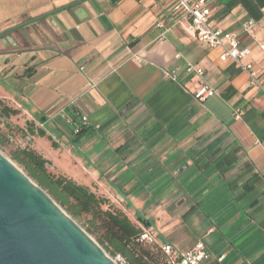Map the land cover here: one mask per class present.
<instances>
[{
    "label": "crops",
    "instance_id": "0c3cea01",
    "mask_svg": "<svg viewBox=\"0 0 264 264\" xmlns=\"http://www.w3.org/2000/svg\"><path fill=\"white\" fill-rule=\"evenodd\" d=\"M175 2L0 0V111L32 133L57 174L80 184L38 137L180 253L203 240L205 264H264V94L186 32ZM210 10L213 28L250 48L246 62L264 76V0H210ZM202 84L213 89L203 100Z\"/></svg>",
    "mask_w": 264,
    "mask_h": 264
},
{
    "label": "water",
    "instance_id": "95a60500",
    "mask_svg": "<svg viewBox=\"0 0 264 264\" xmlns=\"http://www.w3.org/2000/svg\"><path fill=\"white\" fill-rule=\"evenodd\" d=\"M0 264L118 263L0 150Z\"/></svg>",
    "mask_w": 264,
    "mask_h": 264
},
{
    "label": "trees",
    "instance_id": "16d2710c",
    "mask_svg": "<svg viewBox=\"0 0 264 264\" xmlns=\"http://www.w3.org/2000/svg\"><path fill=\"white\" fill-rule=\"evenodd\" d=\"M4 114L9 116L7 108H4ZM4 142L0 132V145ZM13 160L74 219L90 216L88 232L96 234L98 242L112 256L120 255L125 264H167L161 249L142 240L141 229L125 213L104 209L110 204L108 199L64 175L50 172V162L43 155L35 150H18L13 153ZM137 220L145 227L151 226L142 214H137Z\"/></svg>",
    "mask_w": 264,
    "mask_h": 264
},
{
    "label": "built area",
    "instance_id": "2783aa9c",
    "mask_svg": "<svg viewBox=\"0 0 264 264\" xmlns=\"http://www.w3.org/2000/svg\"><path fill=\"white\" fill-rule=\"evenodd\" d=\"M173 10L175 13L182 14L183 18L187 21L185 30L190 36L209 45L211 48H220L223 51L220 60L222 62L233 61L238 68L248 74L249 84L264 94V76L256 69L253 63L246 62V59L251 54L250 48H242L239 39L233 33L213 28L211 25L210 0H176ZM255 27L256 24L253 21H248L244 24V30L249 35L255 32ZM260 47L264 51V42L260 43ZM186 71L189 74L200 77L204 75V70L192 63L187 64ZM171 77L175 79L176 74H171ZM212 94L213 89L207 84H202L196 92L195 97L203 100ZM242 115L243 112L237 110L235 117L236 119H240ZM8 121V116L1 113L0 132L2 133V128H6L4 135L10 141H14L13 134L8 133ZM87 123L88 118L83 117L82 124ZM81 129L82 127H78L75 133H80ZM20 133L26 136L27 139L33 138L32 133L28 129L21 130ZM137 226L142 231L141 239L157 245L164 254L167 264H205L213 259L212 254L203 240L197 241L193 247L180 253L172 244L162 242L158 238L156 230L147 228L142 223H138ZM122 260L123 258L118 255L117 261L120 262ZM223 261L224 257H219L217 264H223Z\"/></svg>",
    "mask_w": 264,
    "mask_h": 264
},
{
    "label": "rangeland",
    "instance_id": "374dc122",
    "mask_svg": "<svg viewBox=\"0 0 264 264\" xmlns=\"http://www.w3.org/2000/svg\"><path fill=\"white\" fill-rule=\"evenodd\" d=\"M1 114V111H0ZM7 129H8V133L10 132L11 134H13L14 136V141H10V139L8 137H6V135H4V132H6V128H2V135L4 138V144L0 145V150L12 161L13 160V153L16 151H23L26 149H30V150H35L38 153H40V150H38V148L36 147V144L34 142V139H27L26 136H24L23 134L20 133L21 130H24L23 127H20L19 125L14 124L12 121H8L7 123ZM14 132V133H13ZM42 137H38L37 138V143L40 146V148H42L44 150V152L49 155L54 161L55 163L59 166V173H63L66 174L70 177H73L76 181H78L80 184H83L87 187H92L91 185V179L86 175V173L82 170L81 166H79L78 164H76V162L70 158V157H64V156H57V155H53L51 154V148H52V144L49 140H41ZM41 154V153H40ZM15 162V161H14ZM16 163V162H15ZM17 164V163H16ZM22 170H24V168L22 166H20L19 164H17ZM48 170L50 172H52L53 174H57L58 170L56 171L55 167L53 164L48 165ZM25 171V170H24ZM112 204V203H111ZM109 204V205H105L104 209H112L115 211H120L123 212V209L117 204ZM111 205V206H110ZM134 212H136L135 209H133ZM89 217H83V218H79V219H75V221L86 231H89V226H88V219ZM136 216L132 219L133 222L137 225V219H135ZM92 238H94L97 242H98V236L96 234L90 233L88 232ZM99 243V242H98ZM100 244V243H99ZM101 245V244H100ZM103 247V246H102ZM103 249L105 250V248L103 247ZM106 251V250H105ZM108 253V255L110 257H112L115 261H117L118 256H112L108 251H106ZM118 264H125L124 260L122 261H117Z\"/></svg>",
    "mask_w": 264,
    "mask_h": 264
}]
</instances>
